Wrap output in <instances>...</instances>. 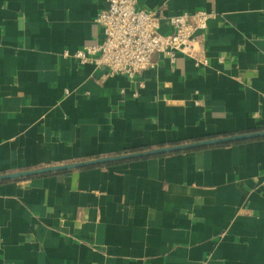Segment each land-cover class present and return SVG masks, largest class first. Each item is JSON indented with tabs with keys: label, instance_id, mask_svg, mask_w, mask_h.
Segmentation results:
<instances>
[{
	"label": "crops",
	"instance_id": "1",
	"mask_svg": "<svg viewBox=\"0 0 264 264\" xmlns=\"http://www.w3.org/2000/svg\"><path fill=\"white\" fill-rule=\"evenodd\" d=\"M106 7L0 0V175L264 131V0H137L214 14L139 88L63 54ZM0 264H264V137L2 181Z\"/></svg>",
	"mask_w": 264,
	"mask_h": 264
},
{
	"label": "built area",
	"instance_id": "2",
	"mask_svg": "<svg viewBox=\"0 0 264 264\" xmlns=\"http://www.w3.org/2000/svg\"><path fill=\"white\" fill-rule=\"evenodd\" d=\"M95 22L102 37L96 43L84 46L70 54L80 64H93L108 74L127 77L136 88L143 86L136 78L145 70L154 68L156 54L175 60L176 53L192 58L196 66H206L207 58L201 48V38L212 11L173 14L168 17L173 31L169 35L159 32V19L149 11L137 7V0H106ZM196 104H199L197 101Z\"/></svg>",
	"mask_w": 264,
	"mask_h": 264
},
{
	"label": "water",
	"instance_id": "3",
	"mask_svg": "<svg viewBox=\"0 0 264 264\" xmlns=\"http://www.w3.org/2000/svg\"><path fill=\"white\" fill-rule=\"evenodd\" d=\"M259 137H264V131L225 136V137H219V138H210V139H204V140L194 141V142L185 143V144L168 146L164 148L133 152V153L118 155V156L97 158L93 160H86V161H81L77 163L61 165V166H50V167L40 168L36 170H26L22 172L3 174V175H0V182L7 181V180L20 179V178H27V177H32V176H38V175H42L46 173L78 169V168L93 166V165H103V164L113 163V162L121 161V160H130V159H135V158L150 157V156L166 154V153H176V152L200 149V148L211 147V146L225 145L229 143L245 141V140L259 138Z\"/></svg>",
	"mask_w": 264,
	"mask_h": 264
}]
</instances>
